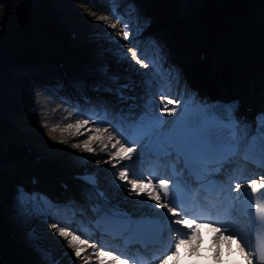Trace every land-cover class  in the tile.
<instances>
[{
	"label": "bare ground",
	"instance_id": "bare-ground-1",
	"mask_svg": "<svg viewBox=\"0 0 264 264\" xmlns=\"http://www.w3.org/2000/svg\"><path fill=\"white\" fill-rule=\"evenodd\" d=\"M41 1L19 0L17 3L0 0L2 5L0 7V28H2L0 31V68L4 69L6 58H10L12 61L22 59L21 55L28 51L29 54L24 58V65L29 60V64L35 66L33 73H24L34 77L29 82L25 80L18 83L12 78H8V81L5 82L0 79V159L9 157V159L3 160L0 168V227L4 228V230H0V243L7 241L9 245L7 250L2 251L4 255L0 257V261L7 256L12 264H82V261L74 260L73 250L68 251L61 260L56 261L51 258V254L53 255L55 252L62 254L68 247L64 239L53 241L58 235L50 227L52 223H57L65 227L71 225L74 229L76 228L77 221L83 217L82 207H85V197L89 195L87 194L88 188L78 186L81 192H78L75 187L61 188L52 176L48 177L44 172L52 175L59 174V178L62 179L63 177L69 178L72 171L84 166L90 167V170L97 169L98 184L104 189L107 188L108 194L115 203L134 212L147 208L138 206L134 202V197L125 199L126 192L123 189H117L112 183L113 176L109 175V171L112 170H107L106 164L95 163V160L104 154L101 153L94 158H89V154L86 153L81 156L74 154L75 157L67 159L65 157L68 156H64L63 152L67 147H71L72 141L76 140L70 139L68 144H62L59 147L48 145L49 148L45 149L43 147L45 144H41V146L35 142L44 140L46 129L42 123L37 127L30 122L34 120H48L49 124L68 122L69 117L65 115V111L73 113L77 111L76 108L69 107L64 101L59 100L57 96L50 94L48 87L57 90L68 100H76L80 108L91 109L98 104H107L109 110L118 111L120 106L128 102V100L118 99L116 106H112L109 93L100 89L90 91L84 86L89 78L77 65H80L85 72L91 69L98 73L97 79L100 81L104 79L105 82H108L105 75L110 77L113 74L118 80H122L121 82H128L129 87L133 85L144 99L147 95L145 94L147 87L140 81L144 80L145 76L141 73L146 69L140 68L138 65L135 68L130 67L128 62L118 65L123 61L119 54H115L114 59L110 57L106 61L108 52L106 53L104 48H100V43H103L104 40L98 41L96 32H90L85 38L83 33L76 28L77 24L68 25L65 30L66 34L63 29L54 31L50 27L51 21H53V25L57 23L59 9L65 18L67 15L64 12H67L69 16L76 17L78 8L80 9L79 18L84 20L82 26L85 24H88V27L91 26L92 18L94 23L97 22L100 25L102 22L96 17L110 15L108 14V5L111 0H95L94 3H89L84 8L78 7L83 3V0H79V3L75 0H49L54 4H46V11L43 7L33 6L31 10L21 8V6L27 7L29 2L38 3ZM43 1L47 3V0ZM182 1L183 9L179 10L176 4L179 5ZM10 3L13 4V9L8 7ZM116 3L119 5L118 10L123 20L129 22L128 20L133 14L142 22L139 23L142 27L138 31L136 42L140 43L150 56L154 51H158L163 57V68L174 74L176 83L173 86L175 92H173L172 98H176L177 91L184 92L185 90L190 94V96L184 97L185 99L192 96L199 99L210 98V95L225 96L231 88L239 90L243 95L248 94L254 102H259L264 98V0H116ZM54 5L55 8L48 11L49 7H54ZM122 10L127 14L121 13ZM88 12H95L96 15H87ZM44 16L47 17L44 19ZM59 21L60 23L64 22V19H58V23ZM128 28L134 30L136 26L133 28L128 25ZM116 30L124 31L126 29L123 24H118ZM72 31L74 35L69 37V33ZM32 33L37 38L45 40V44L50 45V48L47 49L48 52L39 53L37 44L33 42L35 37L30 40ZM106 33L107 31H104L100 37H104ZM64 35L65 38H63ZM53 39H55L54 42H52ZM24 40H30L27 47H19L20 42ZM124 43L131 46L127 41ZM191 48L193 50L190 51ZM199 48L206 50L202 59H199L195 52ZM14 49H18V52L15 53ZM31 49L37 52L30 53ZM56 50H63V52L61 55H53ZM75 52H79V58L73 61L69 57ZM100 53L102 55H99ZM67 60L71 61L75 70L73 78L80 85L78 90L68 84L63 88L59 86L63 82V78H68V73L66 75L61 73V70H67L65 67ZM59 61L61 64L57 65ZM12 66L18 68L17 64ZM109 66H111L112 74L108 71ZM104 69H107V72ZM136 69H138L137 72H134ZM129 70L132 71L130 76H124ZM20 74L24 75L23 72ZM121 76L123 77L121 78ZM7 88L10 91L8 96L3 93ZM81 97L83 100L86 99V102L81 103ZM43 100L46 103L45 106L42 105ZM26 103L31 106V109L24 110L23 106ZM13 113L21 117L14 119L11 116L15 115ZM242 121H246L245 116L242 117ZM16 122L29 124L22 131V136H18L17 133V136H12L15 133ZM21 141H24L23 144ZM31 142L33 144H30ZM19 144L24 148L29 147V152L26 149H19ZM36 155L38 158L35 161L33 156ZM232 167L236 168V164H231L226 169L231 170ZM246 168L253 173L260 172L259 169L250 168L249 164L246 165ZM14 169L18 172L17 176L34 173L38 175L37 180L34 184L25 181L23 184L18 183L19 181L13 182V177H7V172ZM117 182L119 183V181ZM73 185L75 183L72 182L70 186ZM26 187L30 188L31 195L45 197L53 205L50 212L21 206L18 193L21 190H27ZM76 210L79 212L77 213ZM65 211L74 212L71 217L65 219ZM8 212L13 213L12 217L4 216ZM38 216L42 221L36 223L37 225L32 228L35 225V222L32 221ZM50 216L60 221L50 222ZM215 217L219 218V216ZM205 220L207 223L213 222L212 219ZM25 228L30 233L31 238L29 239H27ZM236 228L241 230L238 224ZM43 230L48 235L51 234L48 239L41 233ZM10 232L13 233L12 237L9 236ZM167 235L166 232L165 246H167ZM17 237L22 242L17 241ZM37 244L39 251L35 250L31 253V249ZM55 244L57 245L55 246ZM45 245L48 248L55 246V250L49 254ZM60 247H63V250L59 249ZM110 248L109 246L106 249ZM130 250L122 252L125 258L131 257L129 264H159L158 260L166 248L161 251L152 250L153 252L144 253H140L135 248H130ZM117 253L121 254L119 251ZM15 255H18V259L15 258ZM87 255H91V251ZM49 259L51 260L48 261Z\"/></svg>",
	"mask_w": 264,
	"mask_h": 264
},
{
	"label": "snow or ice",
	"instance_id": "snow-or-ice-1",
	"mask_svg": "<svg viewBox=\"0 0 264 264\" xmlns=\"http://www.w3.org/2000/svg\"><path fill=\"white\" fill-rule=\"evenodd\" d=\"M94 2L83 0L78 7L84 8ZM108 8L111 15L97 16L96 19L106 22L111 29L123 24L126 30L106 34L119 45L122 59L130 67L138 65L150 69L141 73L147 77L144 83L148 90L143 110L135 115L134 106H129L127 112L123 109L117 112L109 110L107 104H98L91 109L78 107L75 113L69 112L67 116L73 118L69 122L49 124L48 120H43L42 124L51 139L57 140L55 134L59 133V143L76 140L71 143V148L82 150L89 154V158L104 154L95 163L106 164L113 170L116 177L113 184L126 192L125 199L134 197L138 206L150 210V214L142 213L134 219L119 204H112L105 198V206L96 209L103 220L101 226L129 239L161 238L166 231V251L159 264H180L182 246H186L189 257L201 255L200 229L207 220L194 216L190 207L195 186H199L203 194L198 198L202 204L208 203L205 195H215L220 189H224L221 200L231 193H236L238 200L239 193L244 190L246 199L240 201L238 212L252 224L264 222V203L260 202L264 198V174L246 168L250 163L264 172V111L250 124L234 116L233 105L209 104L194 96L185 99L190 96L187 90L177 91L176 98H172L176 79L171 71L163 68L162 55L154 51L150 56L136 42L139 26L134 30L128 28L116 0H111ZM86 14L96 15L95 12ZM113 16L116 17L114 22ZM120 40L132 46L121 45ZM109 79L118 80L114 75ZM99 87L110 90V85L101 84ZM127 88L129 85L123 84L117 90L121 100L126 98L124 89ZM231 164H236L235 170L226 169V165ZM221 172L227 176L223 183L213 178ZM83 179L96 184L94 175H86ZM99 196L104 197V194L99 193ZM18 199L22 207L30 209L50 212L53 207L45 197L30 196L23 190ZM230 224L228 220L207 223L213 232V264H227L221 260V245L227 244L231 252L234 240L235 250L245 264H264V244H258L254 252L246 250L252 244L239 229L229 227ZM51 228L73 250L75 261H82V264H129L131 257L124 258L122 252L118 255V250H105L108 245L103 241L92 242L79 228L61 227L57 223H52ZM89 251L91 255H87Z\"/></svg>",
	"mask_w": 264,
	"mask_h": 264
},
{
	"label": "rangeland",
	"instance_id": "rangeland-1",
	"mask_svg": "<svg viewBox=\"0 0 264 264\" xmlns=\"http://www.w3.org/2000/svg\"><path fill=\"white\" fill-rule=\"evenodd\" d=\"M9 2H19V0H8ZM106 1V0H105ZM75 2H77V3H79V0H75ZM108 2V1H107ZM49 3V5H52V4H54V3H50L49 2V0H47V3H45L43 0L41 1V2H38V3H36V2H34V3H31V2H29L27 5V7H25V6H21V8L23 9V8H25L26 10H31V7H43L44 8V10L46 11V4H48ZM110 3V2H109ZM41 5V6H40ZM177 5V4H176ZM2 5L0 4V7H1ZM178 6V5H177ZM9 8H12L13 9V4H11L10 3V6H8ZM50 9L48 10V11H50L52 8L54 9L55 8V5H54V7L53 6H51V7H49ZM79 11H80V9L78 8L77 9V13H76V17H72V16H69L68 15V13L67 12H64V14L65 15H67V16H65V18H64V15H62L61 14V10L59 9L58 10V19H64V22H61L60 23V21H59V23H58V19H57V23H55L54 25H53V21H51V24H50V27L54 30V31H59V30H61V29H63L64 31L65 30H67V27H68V25H70V24H77L78 25V27H76V28H78L80 31H81V33H83V37L85 36V38L87 37V35L88 34H90V32L92 33V32H96V36L98 37V41H100L101 39H103L104 40V42L103 43H100V48H104L105 49V52L107 53L108 52V56H107V58H106V61H108V59H110V57H112V59H114V55L115 54H119L120 55V51H119V45H117V44H112L111 45V43H113V40L112 39H110L107 35H104V37H100V34H102L104 31H107V33H120V32H122V30H116V29H111V28H109L108 26H107V23L106 22H104V21H101L102 22V24H100V25H98L97 24V22L96 23H94L93 22V18H92V20H90V22H91V26H87L88 24H85L84 26H82L81 24H82V22H84V20L81 18H79ZM125 13L126 11H121V13ZM108 14H110L111 15V13L110 12H108ZM47 16H44V19L46 18ZM78 17V18H77ZM95 18V17H94ZM67 19H69V20H67ZM75 19V21H73ZM115 19H116V17L115 16H113V18H112V22H114L115 21ZM55 21V20H54ZM100 21V20H99ZM129 22H128V25H130L131 27H135V26H137V23H138V26H139V30H140V28L142 27L141 26V24H139V23H142V22H140V20H138V17H135V16H133V14H131V18L128 20ZM77 22V23H76ZM135 22H137V23H135ZM144 24V23H143ZM88 27V28H87ZM2 30V28H0V31ZM91 30V31H90ZM24 33H26V32H24ZM65 34H66V31L64 32ZM99 33V34H98ZM106 33V34H107ZM138 34V33H137ZM28 36V35H27ZM27 36H25V38H27ZM30 36H31V39L30 40H32L33 39V37H35L34 38V40H33V42H34V44H37V49L39 50V53L40 52H48L47 51V49H49L50 48V45H47V44H45L44 42H45V40H43V39H39V38H37L35 35H34V33H32V34H30ZM66 36L64 35V37L63 38H65ZM30 40L29 41H27V40H24V41H22V42H20V44H19V47H22V46H24V47H27V45H28V43L30 42ZM54 40L55 39H53V41L52 42H54ZM96 40H97V38H96ZM27 41V43H25ZM125 41L124 40H120V44L122 45L123 43H124ZM115 46V47H114ZM124 46H126V47H131L130 45H128V44H125L124 43ZM59 48H61V49H63L62 47H59ZM67 49V48H66ZM66 49H64V50H66ZM82 50V49H81ZM14 51H15V53H17L18 52V49H14ZM37 51H35L34 49H31L30 50V53H36ZM63 52V50H56L54 53H53V55H58V54H60L61 55V53ZM27 54H29V51L28 52H26V53H23L22 55H21V58L22 59H17V60H13L12 61V59H10V58H6V62H5V66H4V69H1L0 68V79L2 80V81H8V78H12V80L14 81H16V82H23V81H27V82H29L30 80H32V78H34L33 76H30V75H21L20 73L21 72H18V75L17 76H14L15 74L13 73V71L11 70L10 71V67L12 66V65H15V64H17V65H19L20 63H21V65H24L23 63H24V58L27 56ZM74 55V54H73ZM99 55H102V53H100ZM117 61V60H116ZM119 62V61H118ZM127 63V61H125V60H123V61H121V62H119L118 63V65H123V64H126ZM20 65V66H21ZM137 70L138 69H136V71H134V72H137ZM147 70V69H146ZM146 70H142V72H146ZM108 71H110L111 72V66H109V69H108ZM148 71H150V69H148ZM147 71V72H148ZM205 72H207V71H205ZM132 73V71H130L129 70V72H126L125 73V75L124 76H130V74ZM111 74H112V72H111ZM113 75V74H112ZM24 76H25V78H24ZM20 77V78H19ZM123 76H121V78H122ZM147 79V77H144V80H142V81H140L141 83H144V81ZM46 86V85H45ZM48 87V86H47ZM17 88V87H16ZM19 89V88H18ZM17 89V90H18ZM233 88H231V89H229V91L230 90H232ZM48 91H49V93L50 94H52V95H55V96H57L58 97V99L59 100H62V101H64L65 103H66V105H68L69 107H74V108H80V105L79 104H77V101L76 100H68V99H66V98H64V96H62V95H60L59 93H58V91L57 90H54V89H51L50 87H48ZM147 92H148V90H146V92H145V94H147ZM173 92H175V91H173ZM3 93L5 94V95H9L10 94V91L8 90V88L5 90V91H3ZM42 105L43 106H45L46 105V103H45V101L43 100L42 101ZM31 106H28L27 105V103L23 106V108H24V110H27V109H29ZM43 108H46V107H43ZM31 109V108H30ZM69 112H71V111H68V110H66L65 111V115H67ZM13 114H15V113H13ZM12 117H14V119H17V117H21V116H17V114H15V115H11ZM85 118H87V117H85ZM69 120H70V117H69V119H68V122H69ZM32 123V125L34 126H37V127H39L40 126V124L42 123V120L41 121H38V120H34L33 122H30V124ZM55 123H57V122H55ZM52 124H54V123H52ZM28 125L29 124H22V123H19V122H16V128H15V133L14 134H12V136H17L16 135V133L18 134V136H22V131L25 129V128H27L28 127ZM9 135H11V133H9ZM56 137H57V140H53V139H51L47 134H46V132H45V138H44V140H40V141H36L35 143H37V144H39V145H41V144H45V145H43V147L46 149V148H49L48 147V145L50 146H52V145H57V147H59L60 145H62V143H59L58 142V139H59V133H58V135H56ZM22 138V137H21ZM23 140V139H22ZM23 142L24 141H21V143L23 144ZM72 142H77V141H72ZM33 143H34V141H33ZM32 142L30 143V144H33ZM42 146V145H41ZM27 148H29V147H27ZM26 148V149H27ZM19 149H21V150H24L25 148H24V146L22 147V146H20V144H19ZM28 150V149H27ZM82 155V154H84L83 152H82V150H79V149H72L70 146H69V148L67 147L66 149H65V152H63V155L64 156H68V157H65V158H67V159H69V158H73V157H75V155ZM30 157V156H29ZM4 159H9V157H6V158H2V159H0V168L2 167V162H3V160ZM127 163V162H126ZM107 166V170H111L110 168H109V166L108 165H106ZM8 173H9V171L7 172V177H13V179H12V181L13 182H16V181H19L18 183H21V184H23L24 183V181L25 182H28V175H27V173H24L23 175H18L17 176V170H15L14 169V171L12 172L13 174L12 175H10L9 174V176H8ZM109 175H111V177L113 176V180H112V183H113V181L116 179V177H115V175H114V172H113V170L112 171H109ZM38 175H36V177H37ZM118 183V182H117ZM27 188V187H26ZM16 191V190H15ZM25 193H27L28 195H30L31 196V194H30V192H31V190H30V188H27V190L25 189V191H24ZM18 193V192H17ZM18 194H20V193H18ZM12 215H13V213H11V212H8L6 215H4L5 217H8V218H10V217H12ZM13 218H15V217H13ZM35 220V221H34ZM34 220L32 221V222H35V225L34 226H32V228H34L37 224L36 223H38V222H40V221H42V219L40 218V216H38L37 218H34ZM12 221V220H11ZM54 221V217L53 216H51V220H50V222H53ZM48 223V222H47ZM27 224V223H26ZM31 224V223H30ZM27 226V225H26ZM28 226H29V224H28ZM61 227H65L64 225H60ZM68 227V226H67ZM51 228V227H50ZM4 230V229H3ZM25 230L27 231V229L25 228ZM7 231V230H6ZM35 232H36V230H35ZM42 234H44V235H46V239H48L49 237H50V235L51 234H47L46 233V231L45 230H43L42 232H41ZM27 235H28V238L27 239H29V238H31V236H30V233L27 231ZM168 236V235H167ZM19 239V237H17V241H20V242H22V240H18ZM55 239H58V240H63V238L61 239V237H59V236H57V237H55L54 239H53V241H55ZM58 244V243H57ZM57 244H55V246L57 245ZM38 244L34 247V248H32L31 249V253L34 251L35 252V250H36V252L37 251H39V248H38ZM46 246V245H45ZM55 246H53V248L52 247H50V248H48L47 246H46V249L48 250V253L49 254H51L50 252L51 251H54L55 249ZM59 249H61V250H63V247H60ZM60 250V251H61ZM70 250H72V249H70V248H68V249H66L65 251H63L62 252V254H60L59 252H55V253H53V255L51 254V258L53 259V260H61L63 257H64V255H66V253L68 252V251H70ZM105 250H108V249H105ZM18 256V255H17ZM40 259H41V257H39ZM51 259H49L48 261H50Z\"/></svg>",
	"mask_w": 264,
	"mask_h": 264
},
{
	"label": "water",
	"instance_id": "water-1",
	"mask_svg": "<svg viewBox=\"0 0 264 264\" xmlns=\"http://www.w3.org/2000/svg\"><path fill=\"white\" fill-rule=\"evenodd\" d=\"M178 5V4H177ZM178 8H179V10L180 9H183V1L182 2H180L179 3V5H178ZM124 14H127V12H125ZM191 50H193L192 48L190 49V51ZM199 50H201V51H199ZM196 53H197V57L199 58V59H202V58H204V55H205V53H206V50H204L203 48H199L198 50L196 49V51H195ZM203 55V57L202 58H200V55ZM79 58V55H76V54H74L72 57H71V59L74 61V60H76V59H78ZM71 62V61H70ZM70 62H68L67 63V70H69L70 68H72L73 67V65H71V63ZM77 66H79L78 68L80 69V70H82V72H83V74H86V72L85 71H83V69L81 68V66L80 65H77ZM88 73L90 72V71H87ZM69 73V75H68V78H71L72 80H74V78L72 77V76H75V70H74V72H68ZM90 84V83H89ZM102 84H104V83H102ZM104 85H106V84H104ZM1 244V243H0Z\"/></svg>",
	"mask_w": 264,
	"mask_h": 264
}]
</instances>
